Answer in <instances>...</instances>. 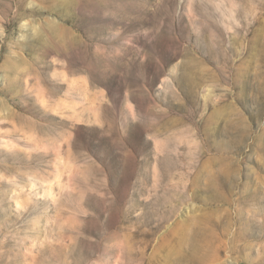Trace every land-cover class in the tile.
<instances>
[{
	"label": "rangeland",
	"instance_id": "1",
	"mask_svg": "<svg viewBox=\"0 0 264 264\" xmlns=\"http://www.w3.org/2000/svg\"><path fill=\"white\" fill-rule=\"evenodd\" d=\"M0 264H264V0H0Z\"/></svg>",
	"mask_w": 264,
	"mask_h": 264
}]
</instances>
